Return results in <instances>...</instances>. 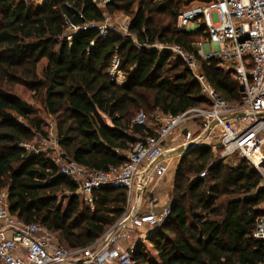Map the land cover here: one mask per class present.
I'll return each mask as SVG.
<instances>
[{"label":"trees","instance_id":"1","mask_svg":"<svg viewBox=\"0 0 264 264\" xmlns=\"http://www.w3.org/2000/svg\"><path fill=\"white\" fill-rule=\"evenodd\" d=\"M192 1L110 0L99 8L93 0L37 6L0 0V192H7L11 213L45 225L68 250L91 245L120 219L128 204L125 188L97 189L87 204L51 157L23 146L47 132L45 120L16 89L31 91L55 119L59 146L75 162L93 170L121 166L126 152L156 129L135 124L138 112L179 114L209 106L187 63L153 48L177 44L197 53L194 44L203 29L183 31L177 24ZM104 12L131 15L129 35L109 30L103 37L89 29L65 37L66 19L74 25L103 23ZM115 56L122 60L121 84L109 73ZM201 69L227 102L241 101L231 70L216 60H203ZM213 156L210 145L181 156L171 212L149 238L157 256L149 258L138 246L135 264L264 262V246L255 236L256 220L264 214L262 176L244 158L230 165L213 162Z\"/></svg>","mask_w":264,"mask_h":264},{"label":"built area","instance_id":"2","mask_svg":"<svg viewBox=\"0 0 264 264\" xmlns=\"http://www.w3.org/2000/svg\"><path fill=\"white\" fill-rule=\"evenodd\" d=\"M24 1L31 4L34 0ZM93 1L103 8L110 0ZM126 21L124 29L129 35V17ZM177 24L183 31L203 29L204 41L194 44L197 53L177 44L156 43L153 48L169 51L174 59L182 58L187 63L209 106L189 108L179 114H153L157 120L154 134L139 139L135 147L126 152L125 164L107 170H93L78 164L59 146L58 138L54 139L53 161L62 175L77 183L78 189L86 195V202L91 204L93 192L102 187L125 188L128 191L126 211L94 243L68 250L45 225L25 222L11 213L8 194L2 190L0 264H135L133 254L137 242L155 234L171 212L172 205L157 211L155 199L146 191L152 173L162 175L167 169L165 163L173 155L181 154L180 148L202 145L212 135H195L189 130L178 146H170L168 141L175 130L194 120H200L206 132L219 131L223 157L238 154L264 175V0H215L208 6L195 4L181 11ZM66 25L68 39L79 30L97 29L103 37L109 30L118 31L116 25L111 26L106 21L74 25L66 19ZM203 60H216L220 67L232 71L239 84L241 101L238 104H230L215 90L201 69ZM121 61L115 56L109 71L117 84L125 80L120 70ZM147 118L148 114L140 111L133 122L146 124ZM23 146L29 149L31 143ZM146 225L149 230L133 242L135 232ZM255 236L264 246V214L256 220Z\"/></svg>","mask_w":264,"mask_h":264},{"label":"rangeland","instance_id":"3","mask_svg":"<svg viewBox=\"0 0 264 264\" xmlns=\"http://www.w3.org/2000/svg\"><path fill=\"white\" fill-rule=\"evenodd\" d=\"M213 1H215V0H211V1L207 2V3H204V2H201V1H198V0H194L186 8L191 7V6L195 5V4L207 5L208 6V5L212 4ZM38 3L39 2L37 0H34V1L31 2V4L33 6H37ZM104 16H105V21L109 25H111V26L116 25L117 26L118 31H115V32H118V33L123 34V35H128V34H126L127 32L125 33L124 26H125V24L127 22L126 21V17H129V19H130L131 15L126 14L124 12H115L113 14H107L106 13V15H104ZM200 41H204L202 35L200 37L199 36L197 37L195 43H198ZM45 64H46V60H43L41 62V64H40V71H41L42 67ZM221 68L226 69L225 67H222V66H221ZM16 91L25 101H27L28 103H30L34 107L35 113L38 114V116L42 117L45 120V124H46L47 136L46 137L45 136L44 137L37 136L33 140V142L31 143V147L29 148V150L30 151H34L36 153L38 151L41 152V153H45L46 155H48L51 158L54 157L56 155V152H55V144L56 143H55L54 139L58 138L57 137V129H56V121H55V119L53 117L49 116L44 111V109L42 108L40 103H35L34 102V100L32 99V92L31 91H29L28 89H26L25 87H22V86L21 87H17ZM156 122H157L156 118L153 115L148 114V118L146 120V125H148L150 127H154L156 125ZM192 122L194 123V128L191 127L189 129L191 131V133H193L195 135H198V134H212L207 140H205L203 142L202 145H210L212 147V150L214 152L213 162L215 161V163H216L218 161H222L224 163H228L230 165H233L236 162H239L241 160L238 154H233V155L225 156V157L222 156L223 148H222V146L219 145V142H218V134H219L218 130H215L212 133L206 132V131H204V126L200 122V120H194ZM189 130L187 128L183 129L182 130V134H186L187 131H189ZM181 156H182V154L178 153L176 155H173L172 158L168 161L169 164H173V170H172V174L173 175H172V179H171V189L169 191V196H171V194H172L173 185H174L175 178H176L177 171H178L177 170L178 163H179V160H180ZM261 176H262V185L264 186V175L261 174ZM77 193L81 196L82 199H84L86 197L85 193H83L79 189L77 190ZM66 194H69V193L67 192ZM61 196H62V194H61ZM171 198H172V196H171ZM171 205H172V203H170L169 206H171ZM262 207H264V205H262ZM144 231H146V230H138L137 232H135V234H134L135 237L133 238V242L134 241L136 242V240H134V239L137 238V236L139 237V235L144 233ZM151 236H149V238ZM149 238H147L146 240H140L139 242H137V248H138V246H141L142 249H143L144 254H146L149 258L152 259V258H156L157 252L154 249V247H152V244L150 243ZM154 264H159V261L158 260L154 261Z\"/></svg>","mask_w":264,"mask_h":264},{"label":"crops","instance_id":"4","mask_svg":"<svg viewBox=\"0 0 264 264\" xmlns=\"http://www.w3.org/2000/svg\"><path fill=\"white\" fill-rule=\"evenodd\" d=\"M46 1H40L38 5H42ZM193 127L194 123L189 122L186 125H182L175 130V132L170 136L168 144L171 146H178L183 139L184 134H182V130L187 128L188 130ZM167 166L166 171L159 175L157 173H152L147 186L146 191L153 196L156 201V210L162 211L165 207L169 206L170 203L173 204L171 196H169V191L171 189V179H172V170L173 164L165 163ZM146 210V209H145ZM138 230H149L148 225L138 229ZM137 230V231H138Z\"/></svg>","mask_w":264,"mask_h":264},{"label":"water","instance_id":"5","mask_svg":"<svg viewBox=\"0 0 264 264\" xmlns=\"http://www.w3.org/2000/svg\"><path fill=\"white\" fill-rule=\"evenodd\" d=\"M200 145H197V146H195V145H192V146H190L189 148H187V149H183V148H180L179 150H180V152H181V154L182 155H185L186 153H188V152H190L191 150H194V149H196L197 147H199ZM172 206H173V204H172ZM172 206H171V208H172ZM159 230V229H158ZM157 230V231H158Z\"/></svg>","mask_w":264,"mask_h":264}]
</instances>
